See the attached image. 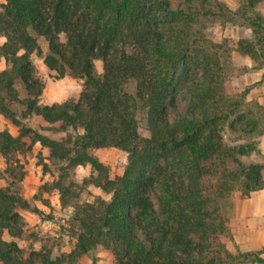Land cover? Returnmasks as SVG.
Here are the masks:
<instances>
[{
  "label": "trees",
  "instance_id": "obj_1",
  "mask_svg": "<svg viewBox=\"0 0 264 264\" xmlns=\"http://www.w3.org/2000/svg\"><path fill=\"white\" fill-rule=\"evenodd\" d=\"M211 9L206 15L217 14L220 22L250 30L232 50L262 64L264 0H244L236 9L213 0ZM194 10V0H180L176 8L172 0L0 2V36L5 37L0 58L6 63L0 71V115L18 128L16 135L0 131V155L8 158L27 139L45 147L49 158L65 163L59 178L41 189L56 190L60 205L71 206L77 236L73 249L57 257L46 249L25 251L16 241L4 239V231L12 237L22 233L24 221L17 207H30L11 181L0 188L1 264H75L96 248L110 252L111 264L264 262V249L234 253L226 247L225 236L232 238L227 219L204 193L205 181L214 175L218 194L230 192L237 182L242 195L264 187V156L252 141L257 118L222 86V65L233 64L220 60L216 48L222 45H211L216 49L211 55L197 54L202 46L193 43L190 33ZM38 37L47 42L43 61L48 69L82 79L76 100L39 104L43 84L31 61L34 52L41 55ZM98 59L104 63L101 75L93 66ZM237 69L241 74L250 67ZM17 80L24 98L15 87ZM183 90L189 99L181 112L175 102ZM14 106L67 136L57 140L39 133L21 120ZM168 109L176 115L170 118ZM138 113L143 114L148 137L138 131ZM105 146L127 152L120 176L111 178L108 167L90 152ZM87 164L90 176L75 181L70 170ZM15 169L6 173L22 180L24 173ZM87 185L110 198L80 203L79 192Z\"/></svg>",
  "mask_w": 264,
  "mask_h": 264
},
{
  "label": "rangeland",
  "instance_id": "obj_2",
  "mask_svg": "<svg viewBox=\"0 0 264 264\" xmlns=\"http://www.w3.org/2000/svg\"><path fill=\"white\" fill-rule=\"evenodd\" d=\"M1 1L2 0H0V2ZM172 1L174 8H176L180 0ZM220 1L226 3L229 8L232 9V7H235L236 9L244 0ZM194 4V16L196 19L191 27L190 33L193 43H196L198 47L199 45L202 46L201 49L198 48L200 50H198L197 54L201 58L205 53L211 55L212 51L217 49L220 60L227 59L228 62L233 63L222 65L223 68L219 72L220 77H222V86L225 88L228 97L237 102L242 100L241 107L252 111L257 118V133L252 135V141L257 143L258 146V138L264 132V104H258V102L254 100H249L246 96L247 94L244 98L240 99L239 94L252 84L242 85L241 87L234 84V79L245 73L238 74V66H248L250 67L249 71H251L252 69H259L258 67L261 63L260 61L254 62L249 58L250 62L248 65H240L236 64L233 60L232 53L234 50H232V48L235 46L238 39L248 37L250 35V30L243 26L233 25L230 22H220L217 14L214 16L210 14L206 15L207 11H209L208 9L213 7V0H194ZM4 40L5 37L0 36V44ZM37 40L41 48V55L38 56L37 53L34 52L31 55V61L34 66L35 74L43 84L42 93L39 97V104L51 105L65 100H76L83 90L82 79L74 77L69 72H65L64 75H59L56 71L48 69L43 61V56L48 54L47 42L41 37H38ZM60 41H64L63 36L60 37ZM215 43H220L222 46L213 50L211 45H214ZM93 66L95 73L101 75L104 70L103 61L99 59L94 60ZM260 66V69L264 72V61ZM5 67L6 63L4 59L0 58V71ZM15 87L18 90L19 96L24 98L26 94L20 80L15 82ZM129 87L132 88L133 83H130ZM188 99V91H181L176 97V109L184 112L186 110ZM14 109L27 126L34 128L39 133L57 140L63 139L67 136V132L59 131L56 125H48L39 117L24 116L23 110L20 106H14ZM168 112L170 118L176 115L172 109H168ZM138 120V131L140 135L142 137H148L149 131L145 127L142 113H138ZM4 129L8 130L13 135H16L18 132V128L12 124L9 119L0 115V131ZM79 131L81 132V130ZM70 133L73 134L72 132ZM24 140L26 141V145L21 150L13 151L8 158H4L0 155V188L9 185L11 181H13V185L19 189L18 191L21 196L28 201L30 205L29 208L17 207V211L21 214L24 221L22 233L12 237L7 231H4L3 238L16 241L25 251L30 252L46 249L50 251L53 257L63 256L73 249L77 241L75 231L76 226L71 217L72 208L71 206L62 207L60 205L59 195L56 190L44 191L41 189V186L45 183H51L52 181L57 180L65 163L49 158L48 150L38 142L31 145L29 140ZM29 144L30 146H28ZM90 152L108 167L109 176L111 178L120 176L127 165L128 154L120 148L105 146L92 148L90 149ZM252 157L257 158V155L253 153ZM12 167L16 168L15 171L18 174L21 172L24 173L22 180H14L6 173L7 169ZM91 173L92 169L89 164L83 166L78 165L70 170V176H72L77 182L89 177ZM234 185V188L230 192L224 194L225 191H222L221 194H218V181L215 175L210 176L204 183V193L210 198V206L216 208L217 211L227 219V225L228 218L225 213L227 210L225 200L227 197L234 194L240 193L242 195V185L239 182L234 183ZM150 194L151 197L156 200V191L152 190ZM96 197L108 200L110 194L105 193L100 188L93 185H87L80 190L78 201L80 203L91 202ZM228 232L232 237V230L229 225ZM230 240H232V238L229 239L225 236L224 241L226 242V247ZM231 245L232 244L230 243L229 246ZM230 251L234 253H245L238 249ZM260 256L264 257V252L263 255ZM249 262L250 261H244L235 264ZM111 263L112 256L110 252L101 248H96L88 254H83L75 261V264Z\"/></svg>",
  "mask_w": 264,
  "mask_h": 264
},
{
  "label": "crops",
  "instance_id": "obj_3",
  "mask_svg": "<svg viewBox=\"0 0 264 264\" xmlns=\"http://www.w3.org/2000/svg\"><path fill=\"white\" fill-rule=\"evenodd\" d=\"M235 9V7H232ZM233 60L236 64L248 65V56L233 51ZM264 72L262 69H252L236 77L234 84L238 86L254 84L247 98L259 104H264ZM258 149L264 156V132L258 138ZM261 160L260 156H257ZM264 178V170H262ZM226 216L232 230V240L227 244L230 250L238 249L242 252H256L264 249V187L251 191L248 195H231L226 198ZM232 244L229 246V244ZM263 255V252L260 254ZM264 263V262H263ZM244 264H262L249 262Z\"/></svg>",
  "mask_w": 264,
  "mask_h": 264
}]
</instances>
